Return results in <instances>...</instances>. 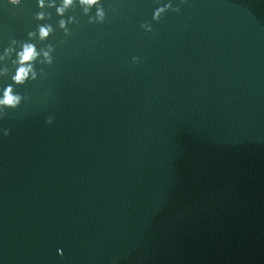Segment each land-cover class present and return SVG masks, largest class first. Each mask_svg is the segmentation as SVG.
<instances>
[{"label":"water","instance_id":"obj_1","mask_svg":"<svg viewBox=\"0 0 264 264\" xmlns=\"http://www.w3.org/2000/svg\"><path fill=\"white\" fill-rule=\"evenodd\" d=\"M168 2L76 6L65 37L0 0V56L55 47L24 85L0 60L29 97L0 118V264H264V0Z\"/></svg>","mask_w":264,"mask_h":264},{"label":"clouds","instance_id":"obj_2","mask_svg":"<svg viewBox=\"0 0 264 264\" xmlns=\"http://www.w3.org/2000/svg\"><path fill=\"white\" fill-rule=\"evenodd\" d=\"M12 5H19L21 0H8ZM185 0H180V4L173 6L171 0L162 6L156 7L152 14V20L154 22H159L169 11L180 13L181 7ZM79 6L82 10L83 15L88 17L89 24H102L106 19V11L102 4V0H60L57 4L56 0H38V7L41 11L35 14L34 19L37 21H44L50 18V13H47L45 9L55 8L57 16L61 17L58 21L59 29L63 30L65 37L70 36L71 30L68 25L78 24L79 20L75 16H68L65 19V14L74 7ZM95 9L93 14L92 10ZM141 27L145 32H153L152 25L150 23H143ZM55 29L51 24H41L38 25L36 31L28 32V37L37 36L41 41H46L53 33ZM13 44L16 43L15 40L12 41ZM63 43V41H61ZM55 47L52 44H47L46 49H41L37 51L36 45L31 42L25 41L21 45V50L16 51L15 48L9 47L4 50V56H0V60L11 57L15 53V59L12 63L16 65L14 74L11 80L15 85H24L28 81H35L38 79V73L34 67L35 62L38 58L43 55L44 59L41 61L42 64L51 65L53 63L54 57L53 52ZM140 57H133V63H139ZM8 69L5 67L0 69V75H6ZM45 75L44 70L41 69L39 76ZM29 99L27 96H22L16 91H14L13 85L9 84L6 88L2 90V95H0V118H3L7 114V110L18 108L22 102ZM53 118L50 116L47 119V123L51 124ZM10 130L3 129V135L8 136Z\"/></svg>","mask_w":264,"mask_h":264}]
</instances>
